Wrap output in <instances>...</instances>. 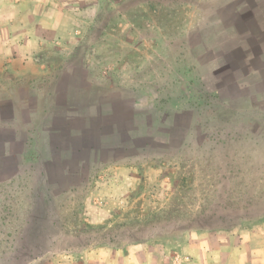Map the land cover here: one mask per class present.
Masks as SVG:
<instances>
[{
	"label": "crops",
	"instance_id": "1",
	"mask_svg": "<svg viewBox=\"0 0 264 264\" xmlns=\"http://www.w3.org/2000/svg\"><path fill=\"white\" fill-rule=\"evenodd\" d=\"M124 5L136 9L131 25L182 17V0H0V185L22 186L36 209H50L51 226L56 216L65 218L58 231L74 240L65 246V264L137 262L139 255L123 251L135 241L119 245L100 235L107 230L102 218L123 216L111 205L126 202L160 160L180 153L182 144L204 141L200 131L164 119L161 70L151 60L128 59L127 52L138 58L145 41L155 48L158 40L148 35L139 46L131 35L122 41ZM243 8L247 18L258 10V29L248 35L264 41V0H244ZM108 9L115 15L108 17ZM139 9L146 18L137 17ZM259 52L264 56L261 46ZM255 81L244 90L241 112L257 108L248 103L254 97L264 112V81ZM257 122L245 128L244 143H264V116ZM106 185L117 189L102 192ZM46 231L55 232L38 229ZM212 241L197 256L182 252V264H264V252L245 256L234 246L220 260Z\"/></svg>",
	"mask_w": 264,
	"mask_h": 264
},
{
	"label": "rangeland",
	"instance_id": "2",
	"mask_svg": "<svg viewBox=\"0 0 264 264\" xmlns=\"http://www.w3.org/2000/svg\"><path fill=\"white\" fill-rule=\"evenodd\" d=\"M243 2L182 0V10H177L182 17L167 24L151 19L131 25L136 9L124 5L119 10L123 42L131 35L139 46L148 35L158 40L155 48L145 41L138 58L129 52L127 57L140 63L151 60L161 70L164 119L175 128L200 131L204 140L187 149L182 144L180 153L147 172L126 202L111 205L123 216L102 218L107 230L100 235L119 245L136 242L123 251L141 258L128 264H182V252L197 256L211 240L219 245L220 260L233 246L241 247L245 256L264 252V143L243 142L248 138L245 128H257L264 116L258 107L262 100L254 97L248 103L257 108L241 112L244 90L257 84L254 79L264 81V56L259 52L264 41L248 35V29H258L254 19L259 13L252 9L247 18ZM145 10H137V17L146 18ZM114 15V9L107 10L108 17ZM154 16L162 17L157 12ZM149 47L153 56L148 55ZM262 60L263 66L257 67ZM172 100L177 107H172ZM100 187L102 192L117 189ZM49 210L36 209L22 186L0 185V264L67 263L65 246L74 240L58 231L64 217L56 216L51 226ZM40 228L55 232H38Z\"/></svg>",
	"mask_w": 264,
	"mask_h": 264
}]
</instances>
